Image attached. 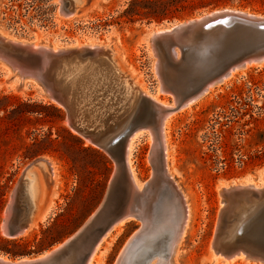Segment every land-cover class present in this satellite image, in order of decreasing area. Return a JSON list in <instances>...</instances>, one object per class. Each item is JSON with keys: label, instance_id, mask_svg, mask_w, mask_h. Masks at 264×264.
Returning <instances> with one entry per match:
<instances>
[{"label": "rangeland", "instance_id": "1", "mask_svg": "<svg viewBox=\"0 0 264 264\" xmlns=\"http://www.w3.org/2000/svg\"><path fill=\"white\" fill-rule=\"evenodd\" d=\"M128 1L81 0L73 13L65 14L59 9V0H0V34L47 45L57 43L67 49H74L75 43L106 45L117 67L137 87L172 102V93L157 92L155 56L148 49L151 29L222 8L264 15V0H204L205 5L172 17L129 20L119 17ZM14 73L0 59V246L15 253L0 252L12 260L35 257L66 240L98 206L115 167L107 153L69 127L66 110L47 97L39 82ZM232 75L212 84L189 106L176 110L167 127L168 173L188 204L187 223L172 264H211L207 256L221 206L219 185L247 178L260 181L258 173L264 167V62L238 68ZM148 110L144 104L140 122H150ZM151 144L146 134L140 136L130 160L142 185L157 174V186L148 187L147 194L136 201L139 207L151 204L154 209L163 182L158 174L160 156L152 152ZM38 157L45 158L48 167L34 168L45 190L34 217L48 208L47 214L28 233L8 237L2 224L11 192L23 169ZM152 214L145 235L154 231L157 210ZM165 224L158 230V249L169 239L176 221ZM139 227L141 220L131 217L120 231L113 228L101 241L92 264H114ZM132 250L131 255L123 251L120 264L134 262L129 263L135 257ZM156 261L157 257L146 261L140 256L133 264Z\"/></svg>", "mask_w": 264, "mask_h": 264}, {"label": "water", "instance_id": "2", "mask_svg": "<svg viewBox=\"0 0 264 264\" xmlns=\"http://www.w3.org/2000/svg\"><path fill=\"white\" fill-rule=\"evenodd\" d=\"M170 29L159 35L150 36V47L158 55L164 48L166 57L160 62L158 74L165 87L179 101L197 94L206 85L218 81L230 68L241 66L247 61L264 59V15H249L242 11L216 9L198 14V18L182 22H169ZM166 26V25H164ZM179 49L175 58L172 48ZM67 53L74 49L65 48ZM159 50V51H158ZM0 51L19 66L20 77H29L28 69H40L42 59L30 47L12 43L0 36ZM63 52L55 55L45 52L47 64ZM160 54V53H159ZM31 79H33L31 77ZM40 83L45 94L55 99L66 110V120L71 129L81 137L101 148L115 163L102 200L84 222L58 249L49 253L40 252L41 257L0 264H85L87 257L107 228L127 211L129 178L126 168L128 138L133 129L147 125L143 118V105L148 97L142 95V103L127 115V122L116 123L108 129L96 130L78 117L69 107L65 93L55 85L46 69L33 79ZM117 126V127H116ZM45 161L38 157L31 161ZM26 166V167H27ZM20 177L14 186L3 218V232L8 237L18 235L29 223V212L23 202ZM136 194L135 197L136 198ZM138 197V196H137ZM223 205L219 209L216 228L211 240L215 253L223 257L243 254L245 257L264 264V194L263 191L231 184L220 189ZM236 227L235 233L232 230ZM2 253V252H0ZM3 254V253H2Z\"/></svg>", "mask_w": 264, "mask_h": 264}, {"label": "bare ground", "instance_id": "3", "mask_svg": "<svg viewBox=\"0 0 264 264\" xmlns=\"http://www.w3.org/2000/svg\"><path fill=\"white\" fill-rule=\"evenodd\" d=\"M80 2L81 0H59V9L65 14H71L75 11L77 5H79ZM222 9L232 11L239 10L232 8ZM242 12L255 16L261 15L246 11ZM192 18H198V15L196 14L195 16L188 19ZM188 19L183 20V22ZM170 27V25H166L156 29H151L149 32V36L147 35L148 49L151 51L152 55L155 56L154 69L159 78V86L157 88V92H170L165 87L162 78L158 74L160 62L165 63L163 60L166 57V53L164 51V48L162 47L159 48L160 51H158L160 54L158 53L157 55L152 49L153 46L150 47L149 39L152 34L159 35L165 31H169ZM0 36L8 39L12 43L27 45L33 51L37 52L42 59L41 68L28 69V72L26 74L30 76V78L32 77L33 79H35L38 77V74L43 68L46 69L51 79L55 82V85L65 93L69 107L75 112L78 117L94 127L96 130L102 131L103 129L110 128L113 125L111 123L116 121L117 118L122 116L127 111L130 112L134 107L143 102L141 98L142 95L148 97L145 104H147V106L150 108V110H148V113L150 114L149 116H151L150 122H148L147 125L139 126L133 129V131L129 135L127 143L125 158L129 178V197L127 201V211L122 217L112 222L107 230L98 238L87 257L85 264H92V260L94 259V257L96 258L95 252L100 246L101 241L104 240L105 236L109 235L110 231L113 228H116L117 232L120 231L123 222L131 217H137L138 219H140L141 227L134 231L132 235L127 239L114 264H120L123 251L125 250V253L130 254L132 248H135V250H132L133 252H135V257H133V259L131 258L132 261H130L129 263L133 261L135 262V260L142 256V259L144 258L146 261H151V259L157 257V261L154 264H172V257L176 252V246L178 244V241L182 237L184 228L187 223L188 204L186 201H184L185 196H183L178 190L176 184L172 181L167 169L168 165L166 160L168 159V148L166 144V133L169 121L175 114L176 110L189 106L192 102L203 95V93L209 90L212 87V84L225 81L238 68L260 64L261 62H264V59L260 62L247 61L241 66L232 67L226 74H224L220 78V80L208 83L206 87H204L197 94L191 95L182 101H179V98L172 96V102H167L165 99H159L157 95H153L148 90L140 89L139 87H137L132 82V80L117 67V64L111 57V54H109V52L106 50V45H99L94 42L81 44L75 43V45L73 46L75 47L74 50L64 53L66 51L65 46L59 45L57 43H54L53 45H47L44 43H38L35 40L33 41L22 38L20 39L14 36V39H10L9 36L7 37L1 34ZM46 51H50L55 55H58V53L60 52H63V54H60L59 57L57 56L49 65L47 64L48 58L45 56ZM171 51L173 56H175V58H178L180 53L179 49L173 47ZM0 59H2V61L10 66L12 73H14L13 71H16L18 76H20L18 71L21 72L20 70L22 69L19 66H15L14 68H12V62L1 51ZM47 97L51 101L61 106L60 103H58L49 95H47ZM128 114L129 113H127V115ZM127 115L124 118L119 119V121L115 123L118 126L124 124L125 122H127ZM72 130L76 132L74 129ZM143 134H146V137L150 141H152V152L154 154H159L160 156V161L158 164V174L159 176H162L163 183H160L161 181L159 182L160 184H162L161 191L159 189L160 193L158 194V196L160 197L157 196L158 198L156 200V203L154 202L153 204L154 209H152L153 207H151V204L149 206H145V204H143L141 207H139L136 202L141 197L147 194L148 187L154 186V184L157 186L158 184L156 174L151 177L148 182H145L144 185H142V183L138 181L133 166L131 165V153L140 136H142ZM86 142L89 141L86 140ZM39 167L42 169H44V167H48L47 160L45 159V161H34L32 164L25 167L20 175V190L23 197V202L29 212V223L19 234L28 233L31 226L37 225L35 224L36 221L45 218L47 214L48 208L41 212L37 211V214L34 217L36 208H38V204L42 200V195L45 192L44 187L41 183V177H37L36 173L34 174V168L40 169ZM258 178L260 180L258 181L259 183L250 178L245 179L244 182L239 181L230 184L221 183L219 185V194L220 189H226L231 184H235L236 186L240 187L246 186L252 189H257L259 191H263L264 194V167L260 169ZM135 194L138 197L136 196V198H134ZM220 203L222 206V199H220ZM156 210L158 215L156 224L152 228L154 231L150 235H145V232H147V230L151 228V226L148 227L149 221H152V213ZM175 221L176 224L174 227H172L173 229L171 230L169 239L163 244L161 248L158 249L157 242L159 239V227H161V225L163 226L165 223H175ZM235 230L236 227L232 230L233 234L235 233ZM68 238H66V240H63L56 248L45 251V253H49L52 250L58 249L60 246H62L63 243L68 240ZM209 249L210 255L207 256V259L211 264H213V262L223 264H228L231 262H252L250 261L251 259L249 260V258L245 257L241 253L232 255L230 257H223L219 253H215L213 251L211 244L209 246ZM39 257H41L40 254L30 258ZM30 258L22 257L21 259L28 260ZM0 260L15 261L9 259L6 255L4 256V254L2 253H0ZM252 263L258 264L255 262Z\"/></svg>", "mask_w": 264, "mask_h": 264}, {"label": "trees", "instance_id": "4", "mask_svg": "<svg viewBox=\"0 0 264 264\" xmlns=\"http://www.w3.org/2000/svg\"><path fill=\"white\" fill-rule=\"evenodd\" d=\"M204 2V0H129L119 17H125L129 20L141 17H157L161 19L167 16L179 15L185 9L193 10L197 6L205 5L206 3ZM85 149L90 148L87 147ZM0 250L11 254L15 253V251L3 246H0ZM27 253L30 252L27 251Z\"/></svg>", "mask_w": 264, "mask_h": 264}]
</instances>
